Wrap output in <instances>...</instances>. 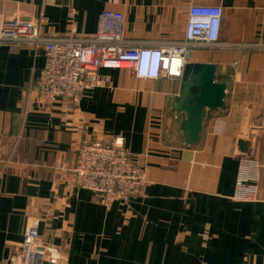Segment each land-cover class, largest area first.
Returning a JSON list of instances; mask_svg holds the SVG:
<instances>
[{"label": "crops", "instance_id": "crops-1", "mask_svg": "<svg viewBox=\"0 0 264 264\" xmlns=\"http://www.w3.org/2000/svg\"><path fill=\"white\" fill-rule=\"evenodd\" d=\"M191 6L219 7L222 17L218 45L189 51L185 66L215 65L227 83L225 109L207 112L197 146L184 143L172 109L180 81L100 69L102 86L72 111L25 96L42 50L0 48V264L27 218L65 264H264V51L253 48L264 45V0H0V27L42 17L46 37L91 38L113 11L125 39L164 44L183 39ZM86 136L122 137L144 169L147 185L128 203L105 208L75 186Z\"/></svg>", "mask_w": 264, "mask_h": 264}, {"label": "built area", "instance_id": "built-area-1", "mask_svg": "<svg viewBox=\"0 0 264 264\" xmlns=\"http://www.w3.org/2000/svg\"><path fill=\"white\" fill-rule=\"evenodd\" d=\"M221 17L219 7L191 6L183 39L153 45L125 39L124 16L119 12L101 13L97 32L91 38L46 37L42 33V17L36 21L14 18L0 27V48L11 45L42 50L43 69L26 87L25 96L33 94L47 104L59 102L77 111L82 94L102 86L100 69L129 70L142 80L180 81L189 51L218 45ZM253 48L264 51V45ZM2 148L0 137V153ZM72 172L75 186L92 192L105 208L115 202L128 203L147 185L144 169L136 164L120 136L106 141L80 138ZM236 186L244 193L243 180H238ZM37 224L34 219L25 220L22 242L10 249L8 264H65L62 253L40 239Z\"/></svg>", "mask_w": 264, "mask_h": 264}, {"label": "water", "instance_id": "water-1", "mask_svg": "<svg viewBox=\"0 0 264 264\" xmlns=\"http://www.w3.org/2000/svg\"><path fill=\"white\" fill-rule=\"evenodd\" d=\"M217 79L215 65L190 64L184 67L172 109L182 117L180 129L188 146L199 144L207 112L225 109L227 83H220ZM239 151L245 152L242 142L239 143Z\"/></svg>", "mask_w": 264, "mask_h": 264}]
</instances>
